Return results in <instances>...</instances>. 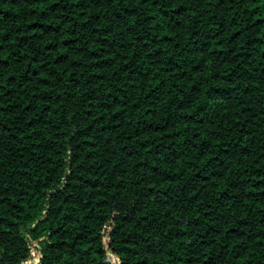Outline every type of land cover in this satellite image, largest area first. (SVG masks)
Returning <instances> with one entry per match:
<instances>
[{"label": "trees", "instance_id": "1", "mask_svg": "<svg viewBox=\"0 0 264 264\" xmlns=\"http://www.w3.org/2000/svg\"><path fill=\"white\" fill-rule=\"evenodd\" d=\"M30 240L264 264V0H0V264Z\"/></svg>", "mask_w": 264, "mask_h": 264}, {"label": "rangeland", "instance_id": "2", "mask_svg": "<svg viewBox=\"0 0 264 264\" xmlns=\"http://www.w3.org/2000/svg\"><path fill=\"white\" fill-rule=\"evenodd\" d=\"M106 235H107V233H105V240H106ZM30 248H31V256L29 257V258H34L35 256H41L42 254H41V242L38 240V241H36V240H30ZM112 262H113V264H119V260H118V258L116 257V256H113L112 257ZM40 263V262H39Z\"/></svg>", "mask_w": 264, "mask_h": 264}, {"label": "built area", "instance_id": "3", "mask_svg": "<svg viewBox=\"0 0 264 264\" xmlns=\"http://www.w3.org/2000/svg\"><path fill=\"white\" fill-rule=\"evenodd\" d=\"M41 256H38V257L35 256L34 258L33 257L32 258H28L25 261H23L21 264H39Z\"/></svg>", "mask_w": 264, "mask_h": 264}]
</instances>
